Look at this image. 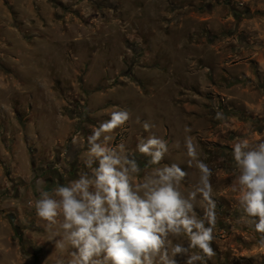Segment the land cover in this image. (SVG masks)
Here are the masks:
<instances>
[{
	"label": "rangeland",
	"instance_id": "rangeland-1",
	"mask_svg": "<svg viewBox=\"0 0 264 264\" xmlns=\"http://www.w3.org/2000/svg\"><path fill=\"white\" fill-rule=\"evenodd\" d=\"M263 59L264 0H0V112L12 106L23 147L0 157V264H57L27 202L39 195L37 180L51 190L78 177L87 145L73 138L116 109L132 118L113 145L135 152L149 121L168 142L162 163L189 173L182 129H192L214 172L218 222L208 264H264L259 234L237 222L230 187L232 144L264 138ZM217 111L225 121L214 119ZM136 158L145 167L147 158Z\"/></svg>",
	"mask_w": 264,
	"mask_h": 264
},
{
	"label": "clouds",
	"instance_id": "clouds-1",
	"mask_svg": "<svg viewBox=\"0 0 264 264\" xmlns=\"http://www.w3.org/2000/svg\"><path fill=\"white\" fill-rule=\"evenodd\" d=\"M108 116L91 126L87 137L73 138L74 144L87 145L78 177L51 190L37 180L39 195L27 202L44 222L59 253L57 264H208L215 256L218 222L214 172L201 158L192 129H182L189 173L179 163H162L168 142L152 132L155 125L149 121L142 127L150 135L138 138L135 152L123 141L113 145L115 131L132 114L116 109ZM214 119L226 117L217 111ZM135 122L141 123L139 117ZM136 153L147 158L145 167ZM231 155L237 222L259 234L258 246L264 248V138H237Z\"/></svg>",
	"mask_w": 264,
	"mask_h": 264
},
{
	"label": "crops",
	"instance_id": "crops-1",
	"mask_svg": "<svg viewBox=\"0 0 264 264\" xmlns=\"http://www.w3.org/2000/svg\"><path fill=\"white\" fill-rule=\"evenodd\" d=\"M262 65L261 68L264 70V59L261 61ZM2 85V82L0 80V87ZM16 123V119L13 118L12 113V106H6L3 108V112H0V157H3V154L11 155V152L18 151V155L23 150L22 146H18L15 142V130H12V124ZM6 136L8 138H6ZM13 136V138H12ZM9 149V151H8ZM11 151V152H10ZM64 152L61 153V158L64 156ZM16 157V154H15ZM4 158V157H3ZM62 160V159H61ZM14 162V161H13Z\"/></svg>",
	"mask_w": 264,
	"mask_h": 264
}]
</instances>
